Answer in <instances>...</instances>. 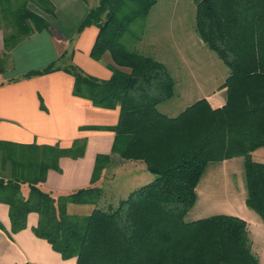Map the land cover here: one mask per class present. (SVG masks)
<instances>
[{"label": "trees", "instance_id": "obj_1", "mask_svg": "<svg viewBox=\"0 0 264 264\" xmlns=\"http://www.w3.org/2000/svg\"><path fill=\"white\" fill-rule=\"evenodd\" d=\"M29 1L53 13L48 0H0L7 46L49 27ZM194 2L195 31L228 68L221 85L225 102L213 107L200 98L177 115L160 112L157 104L172 96L173 79L163 63L127 46L139 37L133 22L144 19L156 0H97L78 31L96 26L89 54L98 60L108 53L112 74L97 78L72 63L65 70L74 78L75 95L99 107L119 106L116 124L89 127L113 132L111 153L96 155L89 184L55 196L40 184L49 170L59 169L61 157L82 156L85 142L61 147L0 140V202L8 206L10 233L25 228L35 212L34 234L76 264H260L243 219L215 214L187 221L185 215L208 163L243 156L244 203L264 225V162L251 157L264 147V0ZM114 153L142 161L154 178L106 210L96 206L102 196L97 181ZM69 203L94 207L71 214Z\"/></svg>", "mask_w": 264, "mask_h": 264}, {"label": "crops", "instance_id": "obj_2", "mask_svg": "<svg viewBox=\"0 0 264 264\" xmlns=\"http://www.w3.org/2000/svg\"><path fill=\"white\" fill-rule=\"evenodd\" d=\"M48 1L53 6V13L43 12L49 24L47 29L35 31L7 46L0 24V140L51 145L57 143L61 147H69L77 139L83 140V155L77 158L61 157L59 169L49 170L46 180L40 184L43 190L56 196L89 184L96 155L111 153L113 132L89 127L116 124L119 106L103 108L94 105L89 99L75 95L74 78L65 70L72 63L97 78L107 79L112 74V60L108 54H103L98 60L89 54L97 34L96 26H86L78 31L88 9L96 5L97 0ZM150 10L137 39L139 44L144 38ZM160 62L163 63L162 60ZM49 65H53L54 69L25 76L28 72L42 70ZM27 191L24 185L23 195ZM124 198L126 196L121 199ZM72 204L76 203H69L67 210ZM242 205L239 204L240 210L247 211ZM93 207L90 205L86 214ZM239 212L232 208L229 214L244 219L251 239L264 244L263 223L256 217L251 220ZM211 215L209 210L199 209L189 221ZM37 220L38 214L30 212L26 227L10 233L8 206L0 202V222L3 225V229L0 228V264H76L75 257L62 258L45 239L34 234L32 228ZM252 249L255 252L254 243ZM256 254L262 259V253Z\"/></svg>", "mask_w": 264, "mask_h": 264}, {"label": "rangeland", "instance_id": "obj_3", "mask_svg": "<svg viewBox=\"0 0 264 264\" xmlns=\"http://www.w3.org/2000/svg\"><path fill=\"white\" fill-rule=\"evenodd\" d=\"M13 1L17 4L19 0ZM28 7L45 19L43 7L31 1ZM143 23L144 19L135 20L132 31L142 33ZM127 46L162 60L173 79L172 96L157 104L160 112L169 116L177 115L199 98L210 99L213 107L226 100V92L221 85L228 68L195 31L194 0H157L147 17L143 41L139 44L137 40H132ZM110 157L97 182L102 189V196L96 206L106 210L116 207L121 198L154 178L142 161L124 159L116 153L110 154ZM251 157L264 162V147L253 150ZM243 161V156H234L208 163L197 185V200L185 215L187 221L199 209L209 210L214 215L229 214L232 208L251 220L256 217L261 221L259 215L244 203L246 187ZM240 203L244 204L242 206L247 211L240 210ZM88 207L90 205L72 204L67 211L84 215ZM246 231L252 253L260 264H264V244L251 239L247 224ZM253 243L258 252L256 249L253 252ZM256 253H262V259Z\"/></svg>", "mask_w": 264, "mask_h": 264}]
</instances>
